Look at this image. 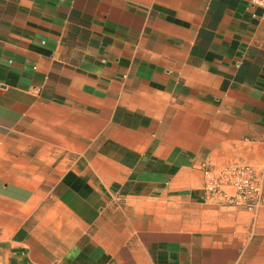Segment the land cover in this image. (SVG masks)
<instances>
[{
	"label": "crops",
	"instance_id": "obj_1",
	"mask_svg": "<svg viewBox=\"0 0 264 264\" xmlns=\"http://www.w3.org/2000/svg\"><path fill=\"white\" fill-rule=\"evenodd\" d=\"M0 136V199L38 201L0 236L9 264H264V237L212 244L142 211L203 199L207 172L262 153V222L264 7L0 0ZM31 144L70 163L47 176L61 163L31 167Z\"/></svg>",
	"mask_w": 264,
	"mask_h": 264
},
{
	"label": "rangeland",
	"instance_id": "obj_2",
	"mask_svg": "<svg viewBox=\"0 0 264 264\" xmlns=\"http://www.w3.org/2000/svg\"><path fill=\"white\" fill-rule=\"evenodd\" d=\"M5 136H0V148L5 143ZM37 146L31 144L29 150L23 153L29 157L30 166L38 165V162L55 161L60 162L61 165L57 168L47 167V176H57L58 172L62 171L71 160L69 153L60 152H42L35 150ZM22 152L14 153L15 158ZM262 153L256 154L253 159L238 162V164H248L253 167L255 172L258 171L262 163ZM6 152L0 150V157H5ZM43 186V185H42ZM257 202L253 204L247 201L236 203L229 201L226 198L214 195V193H207L206 197L200 200H191L185 202L172 203L167 201H159L149 203L143 207V214L154 212L157 226L159 228L177 227L199 233L206 238V241L212 244L232 245L235 240L246 244L247 237H255L250 240V246L246 248L247 251H256L259 244V237H264V217L262 222L259 218L255 219L254 208ZM38 201H31L29 204L17 205L5 199H0V236L1 234H10L22 221L24 217L34 209ZM37 215V210L31 214L26 221L27 224L36 223L38 220L34 219ZM11 218L15 219L17 223L11 224ZM4 248L0 247V264H9L6 261V253ZM139 256H141L139 254ZM79 261H82L78 258Z\"/></svg>",
	"mask_w": 264,
	"mask_h": 264
},
{
	"label": "built area",
	"instance_id": "obj_3",
	"mask_svg": "<svg viewBox=\"0 0 264 264\" xmlns=\"http://www.w3.org/2000/svg\"><path fill=\"white\" fill-rule=\"evenodd\" d=\"M251 2L264 7V0H251ZM204 188L207 193H216L236 203L247 201L253 204L259 201L261 193L258 175L248 164L225 166L216 176L207 172Z\"/></svg>",
	"mask_w": 264,
	"mask_h": 264
}]
</instances>
